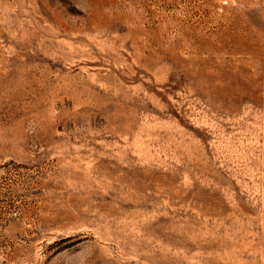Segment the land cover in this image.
I'll return each mask as SVG.
<instances>
[{
  "label": "rangeland",
  "instance_id": "rangeland-1",
  "mask_svg": "<svg viewBox=\"0 0 264 264\" xmlns=\"http://www.w3.org/2000/svg\"><path fill=\"white\" fill-rule=\"evenodd\" d=\"M0 264H264V0H0Z\"/></svg>",
  "mask_w": 264,
  "mask_h": 264
}]
</instances>
